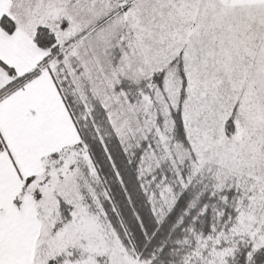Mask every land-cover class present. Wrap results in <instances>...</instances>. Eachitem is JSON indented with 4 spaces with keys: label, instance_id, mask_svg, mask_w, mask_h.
I'll return each mask as SVG.
<instances>
[{
    "label": "snow or ice",
    "instance_id": "1",
    "mask_svg": "<svg viewBox=\"0 0 264 264\" xmlns=\"http://www.w3.org/2000/svg\"><path fill=\"white\" fill-rule=\"evenodd\" d=\"M0 264H264V0H0Z\"/></svg>",
    "mask_w": 264,
    "mask_h": 264
}]
</instances>
